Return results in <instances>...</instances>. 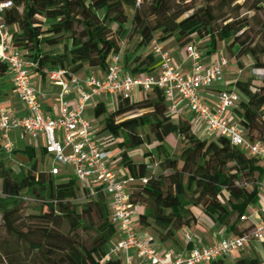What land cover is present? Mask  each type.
<instances>
[{
	"label": "trees",
	"instance_id": "obj_1",
	"mask_svg": "<svg viewBox=\"0 0 264 264\" xmlns=\"http://www.w3.org/2000/svg\"><path fill=\"white\" fill-rule=\"evenodd\" d=\"M10 1L12 6L1 14L10 28V44L36 63L34 71L41 78L55 70L80 74L84 68H99L104 72L110 55L120 53V42L133 38H137L134 53L125 56L122 64L133 76L153 66L156 59L152 54L142 60L134 57L153 40L161 44L174 40L180 47L194 44L195 39L208 41L209 54H215L223 43L234 51V57L250 56L254 68L264 70L259 57L264 56V47L252 45L248 24L221 15L237 0H204L197 8L185 6L180 11L169 0ZM243 7L258 13L264 9V0H244ZM6 73V65L0 62V77ZM234 89L240 97L234 117L249 141L263 142L264 77L236 81ZM93 116H105V130L120 140L119 146L125 149L121 155L125 173L137 180L147 179L145 184L130 186L129 196L142 207L139 224L153 228L159 240L173 239L195 224L193 211L197 219L205 215L233 236L252 230L251 222L241 229V217L259 201L257 184L263 169L227 139H201L188 120L174 123L161 90L154 88L137 101L117 98L110 114L100 101ZM141 131H147L145 137ZM170 135L183 142L178 155H172L164 144ZM148 140L157 144L159 172L154 174L147 171V164L132 162L126 153ZM23 153L27 163L13 169L0 151V221L10 239V243H0V264L4 257L10 260L8 264H22L20 253L25 255L24 264H122L120 258L104 260L114 238L106 196L97 193L84 203H73L78 191L82 193L76 180L52 176L41 169L33 150L26 148ZM25 201L36 205V213L28 215L26 222L20 215ZM210 264L262 261L254 254L233 263L219 260Z\"/></svg>",
	"mask_w": 264,
	"mask_h": 264
},
{
	"label": "built area",
	"instance_id": "obj_2",
	"mask_svg": "<svg viewBox=\"0 0 264 264\" xmlns=\"http://www.w3.org/2000/svg\"><path fill=\"white\" fill-rule=\"evenodd\" d=\"M11 6L10 0L0 2V62L6 65L15 97L27 114L14 117L5 109H0V151L19 167L21 163L14 158L15 146L10 134L19 130L22 142L26 138L36 142L43 137L42 161L45 170L52 176L66 173L65 176L74 178L85 198L95 197L97 193L106 196L109 221L117 238L106 250L105 261L120 258L122 264H210L233 258L236 253L251 249L254 242L264 248V141H249L238 120L230 118V113L240 102L234 87L221 90L214 107L202 101V91L224 82V71L229 62L222 50L215 53L213 62L206 63L195 44L184 46L190 67L185 75L173 66L170 52L156 40L150 42L151 53L158 61L156 75L129 74L122 67L120 53L110 55L102 77L90 73L71 74L63 70L48 72L49 83L58 88L54 95L56 113L48 116L43 113L41 94L31 81L36 63L10 44V28L3 22L1 14ZM255 71L262 72L264 76V70ZM154 88L162 91L170 116L178 115L180 110L191 113L192 128L201 129L206 140L227 139L232 147L240 149L263 169L257 184L263 203L253 211L257 221H249L246 215L241 217L242 222L253 224L250 232L221 237L210 246L189 247L196 238L183 229L178 232L183 244L178 252H163L149 239L137 235L142 207L131 202L129 188L137 183L145 184L147 179L137 180L112 168L113 154L107 141L109 138L116 139L109 134L100 137L84 113L88 105L93 110L98 102L108 99L114 102L117 98L133 101V91L146 94ZM155 167L157 164L149 163L146 169L154 174Z\"/></svg>",
	"mask_w": 264,
	"mask_h": 264
},
{
	"label": "crops",
	"instance_id": "obj_3",
	"mask_svg": "<svg viewBox=\"0 0 264 264\" xmlns=\"http://www.w3.org/2000/svg\"><path fill=\"white\" fill-rule=\"evenodd\" d=\"M164 48L170 52L172 56V61H173V66L183 75L187 74L189 71V63L188 60L186 59V54L184 53V47H179L173 45V40H169L163 44ZM206 55L202 54L203 61L205 62H212L214 58L208 59V57H205ZM156 59V58H155ZM232 66H229L227 69V72H232ZM94 74L99 77H102L104 72L101 71L99 68H84L82 72L78 75H84V74ZM158 73V64L153 65L150 67V71L147 72H142V75H156ZM31 81L32 84L37 88V90L41 94V103L43 107V113L44 115L52 116L56 113V104L54 101V95L55 92H57L58 88L53 87L50 83L47 77L45 78H40L36 72L32 71L31 73ZM235 80H229L227 78L224 79V82L222 84L216 85L210 89L202 91V101L208 104L211 107H214L215 101H216V96L217 94L221 91L226 89L225 86H231L227 89H231L234 87ZM147 94V93H146ZM145 93L138 92V91H133V98L135 101L144 99L146 97ZM104 105L106 107V110L109 112H113L115 110V103L114 101L111 100H105ZM5 109L10 115L14 117H23L25 116L26 110L24 109L23 105L16 99L15 97V92L14 89L10 83L9 75L6 73L5 77L0 78V109ZM94 117V116H93ZM174 117L178 119H186L189 122L192 120V115L191 113L187 111L180 110L178 115H174ZM230 118H234L233 113H230ZM93 123L94 127L97 129L99 136L104 137L107 135V131L105 130V125L104 127L101 126L99 123V118L96 119L95 117L92 120H89ZM192 131L201 139H206V136L204 135L203 131L201 129L197 130L195 128H192ZM15 135H20L15 133ZM19 138V136H18ZM119 139H116L118 141ZM164 144L167 148V150L172 154L175 155L179 153L181 148L183 147V142L182 140L176 136V135H170L168 136ZM31 149L34 151V154L36 155L37 159L40 160L42 159V155L44 153V139L43 137H40L36 142L30 141L28 138L25 139L23 142V150L19 151L16 150V153L22 154L24 156V149ZM123 149V148H122ZM155 149V148H154ZM125 151V149H123ZM138 150H129L126 151L128 158L134 162L133 156L136 154ZM149 156V155H148ZM113 159L114 156L112 155ZM15 158V154H14ZM142 161L139 160L138 162L134 163H145L149 164L150 158L147 156L145 158L141 157ZM17 161V159H15ZM21 163V162H20ZM121 166L122 162L120 161ZM153 164V163H151ZM156 164V163H154ZM113 168V167H112ZM114 169V168H113ZM120 173H125V169L122 166V171L121 170H116ZM261 197V196H260ZM262 199V198H261ZM263 203V202H262ZM249 209V211H247ZM246 210L245 214L246 216H249V221L255 222L257 221V217L253 214V211H255L256 208L255 206L253 207H248ZM189 233L195 236L196 241H194L189 247L192 245H198V246H210L212 245L216 240L220 239L221 237L225 236H232V234L227 233L224 228L213 224V222L205 215L201 216L198 220L197 223L193 224L190 228L186 229ZM137 235L140 238H145L149 239L153 244L159 246L160 250L163 252L166 251H175L178 252L182 250L183 244L180 238L179 233L177 232L175 234V237L173 239H168L161 241L159 240V234H152L149 230V228L142 227L139 223L137 224ZM117 238V233L114 232V238L112 239L115 240ZM178 240V241H177ZM112 241L108 244V247L112 243ZM106 249V250H107ZM254 251V254L258 255L260 260L263 261L264 255L259 254L260 248L257 244H254L252 248L250 249ZM240 253V252H239ZM236 253L235 255H237ZM234 255V256H235ZM233 256V257H234ZM229 263V260L226 261Z\"/></svg>",
	"mask_w": 264,
	"mask_h": 264
},
{
	"label": "rangeland",
	"instance_id": "obj_4",
	"mask_svg": "<svg viewBox=\"0 0 264 264\" xmlns=\"http://www.w3.org/2000/svg\"><path fill=\"white\" fill-rule=\"evenodd\" d=\"M171 2L172 7L176 10V11H180L183 7L185 6H192L194 8H197L199 6L202 5L204 0H188L186 2H182V0H169ZM219 1V0H218ZM243 2L244 0H237L236 2H233L231 4H229V6H226L223 10H222V16L225 17H230L231 20L233 21H245L248 24V28H247V37L248 39H250L252 41V45H257L259 47H264V9L262 11H259L258 13H253V12H249L246 10L245 7H243ZM137 42V38H133L132 40L128 41L127 39L123 40L122 42H120V56H121V64H124V57L127 55H133L134 50H135V44ZM194 44L197 48L198 51H200L201 54L206 55L205 57H208V59L211 58H216L215 54H209V48L207 47V43L208 41H200L198 39L194 40ZM173 45L175 46H179L176 44V42L173 40ZM180 47V46H179ZM237 48V47H236ZM218 50H222L223 51V55L224 57L227 59V61L229 62L228 67L232 66V72H227L228 67L225 69L224 71V79L227 78L229 80H235L236 81H255L257 79H261L264 76L262 75V72H257L255 71L254 68V60L250 57V56H242V57H234V51H230L223 43L219 44V48ZM57 51V50H54ZM236 51V50H235ZM148 54H152L151 50H150V44H148L147 46L143 47L142 49H140L136 55L134 57H139L140 60L144 59ZM202 57V58H203ZM261 61H264V56H259ZM213 60V61H214ZM212 61V62H213ZM205 62V61H204ZM207 63V62H206ZM158 64V61L155 60L153 65ZM125 65V64H124ZM134 63L130 64V66H128L129 69H132ZM147 71H150V68L147 69ZM35 72V71H34ZM39 76V75H38ZM5 77V76H2ZM0 77V78H2ZM40 77V76H39ZM41 78V77H40ZM231 86H225V88H229ZM133 101H135V99L133 98ZM111 112L107 111V114H110ZM84 117L87 118L88 120H92L93 117V110H92V106H87L85 113H84ZM172 121L174 123L177 122V118L172 116ZM104 122H105V116H102L99 118V123L101 124L102 127H104ZM19 130H15L10 134V138L12 140V142L14 143L15 149L16 150H23V142L19 140L18 136L19 135H15V133L19 134ZM147 131H141L140 134L142 136H146ZM108 137V136H106ZM119 142L120 140L116 141V140H111L110 138L107 141V144L110 148V150L112 151V154L114 156V159L112 160V167L114 168V170H121L122 171V166L120 163L121 161V155L124 152V150L119 146ZM156 142L153 140H148L147 143L139 148L136 149L138 150L136 152V154L133 156L134 158V162H138L139 160L142 161V158H145L146 156L148 158H151L149 163H156L158 162V158H157V154L155 152V147H156ZM149 155V156H148ZM175 155H178L175 154ZM15 159H17V163L19 162H23V164L27 163V159H24V157L22 156V154L20 153H16L15 154ZM41 169L45 170L46 167L43 164L42 159L38 160ZM153 163V164H154ZM155 165V164H154ZM10 166L13 169H16V163H11ZM155 173L159 172V168L155 167ZM65 171H67V169H65ZM123 173V171H122ZM66 174V173H65ZM63 173V175H65ZM87 198H85V196H83V194L78 191L76 197L72 200L73 203H77V204H81L84 203V201H86ZM262 199L260 197L259 194V201L257 202V204L255 205L256 208H259L262 205ZM249 211V209L247 210ZM36 213V205L31 202V201H25L22 205H21V209H20V215H21V219H23L24 222H26L27 220V216L28 215H33ZM196 213V211L192 212V215L194 216V223H197L199 219L196 218V216L194 215ZM203 216V215H201ZM200 216V217H201ZM199 217V218H200ZM214 224V223H213ZM250 225L249 221H245L241 224V229H246L248 228ZM63 229H66V226H63ZM150 232L154 235V234H158L153 228L149 227ZM251 231V230H250ZM248 231V232H250ZM155 236V235H154ZM10 239L9 237L6 235V232L4 231L1 221H0V243L1 242H9ZM178 241V240H177ZM10 243V242H9ZM257 244L260 248L259 254H263L264 255V248L262 247L261 244L254 242L252 243ZM19 256V261L24 264L25 262V255L20 253L18 254ZM254 256V251L248 249L245 250L241 253H238L237 255H235L233 258H229L226 261L229 260V263H233L235 260H237L240 257H253ZM3 262L1 264H8L10 260H8V258L4 257L2 258Z\"/></svg>",
	"mask_w": 264,
	"mask_h": 264
}]
</instances>
